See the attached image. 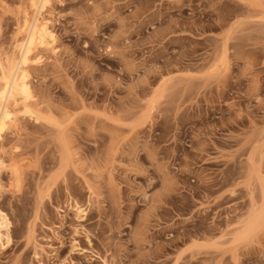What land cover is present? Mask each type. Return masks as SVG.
Segmentation results:
<instances>
[{"label":"rangeland","instance_id":"rangeland-1","mask_svg":"<svg viewBox=\"0 0 264 264\" xmlns=\"http://www.w3.org/2000/svg\"><path fill=\"white\" fill-rule=\"evenodd\" d=\"M51 2L0 264H264V0ZM27 3L0 0V70Z\"/></svg>","mask_w":264,"mask_h":264},{"label":"bare ground","instance_id":"bare-ground-1","mask_svg":"<svg viewBox=\"0 0 264 264\" xmlns=\"http://www.w3.org/2000/svg\"><path fill=\"white\" fill-rule=\"evenodd\" d=\"M51 1L28 0V7L22 9V17L17 24L18 38L12 47L13 57L6 59V66L0 70V145L4 134L16 128L17 113L26 111L33 101L28 73L38 50L46 48L53 41L42 17L43 12L49 10ZM2 165L0 160V168ZM7 228V217L0 212V240L7 236Z\"/></svg>","mask_w":264,"mask_h":264}]
</instances>
